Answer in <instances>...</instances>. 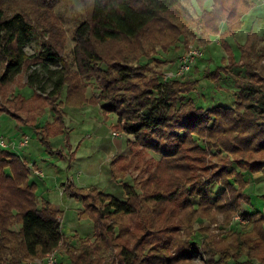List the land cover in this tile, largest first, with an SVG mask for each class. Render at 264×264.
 Wrapping results in <instances>:
<instances>
[{
    "label": "trees",
    "instance_id": "16d2710c",
    "mask_svg": "<svg viewBox=\"0 0 264 264\" xmlns=\"http://www.w3.org/2000/svg\"><path fill=\"white\" fill-rule=\"evenodd\" d=\"M22 1L24 9L4 8ZM186 1L90 0L89 15L73 31L75 72L70 74L49 14L57 0H0V91L25 73L17 87L34 92L30 98L5 100L0 112L32 128L50 150L48 139L66 131L65 106L83 100L92 80L98 90L93 103H100L104 114L116 115L115 130L159 156L139 190L123 180L128 165L119 167L122 159L112 157L110 178L121 187L123 199L94 187L66 185L65 192L81 202L79 215L93 223L92 239L80 241L65 236L59 213L36 197L29 165L18 153L1 150L0 264L43 260L56 250L64 251L67 264H190L196 256L204 264H264V210L240 212L242 204L252 203L243 173L264 174V36L247 32L236 56L228 38L241 30L252 0H196L202 7L197 19L201 44L218 35L226 54L224 65L205 71L203 78L214 82L230 76L236 89L230 107L198 106L187 97L198 80L185 79L188 74L162 80V61L154 54L151 62L138 63L152 56L145 46L163 53L178 50L184 29L176 20L184 16ZM148 30L154 31L152 39L145 38ZM39 32L51 38L27 55L25 47ZM114 41H137L134 64L100 53L99 46ZM66 86L70 101L64 102L60 94ZM45 109L52 123L39 126L36 120ZM208 153L220 156L223 165L208 172L201 165ZM198 169L207 173L205 178L195 173ZM214 188L219 189L216 197ZM85 194L102 205L86 203ZM236 215L244 223H234Z\"/></svg>",
    "mask_w": 264,
    "mask_h": 264
},
{
    "label": "rangeland",
    "instance_id": "374dc122",
    "mask_svg": "<svg viewBox=\"0 0 264 264\" xmlns=\"http://www.w3.org/2000/svg\"><path fill=\"white\" fill-rule=\"evenodd\" d=\"M24 3L26 4L24 1L8 3L4 8L9 11L24 9L26 6ZM209 3L206 2L205 9L210 7ZM200 4L196 0H188L182 4L185 8L184 16L178 18L176 23H181L184 34L180 35V38L178 37L177 51L163 53L159 49L152 51L148 46H145L144 50L147 55L154 54L162 61V66L159 68L163 70L162 80H164L165 76H171L178 71L179 60L187 51L199 49L202 52V56L196 59L195 64L185 78L190 81L198 80L199 85L187 97H192L195 103L203 108L215 105L230 107L234 105L236 92L230 76L221 75L214 82L203 78L205 71L213 72L216 67L224 65L222 59H225L226 54L221 47L218 35L210 36L206 46L201 44L203 42L202 30L197 20L202 14ZM90 10V0H57L49 12L54 33L62 40V47H59L58 50L64 58L70 74L75 72L71 55V50L74 46L73 31L78 23L89 15ZM223 29L222 25L221 30L223 31ZM250 31L264 36V0H252V7L243 18L241 30L237 32L235 37L228 38L229 45L236 56L238 54L237 45L243 43L247 32ZM154 36V31L148 30L145 38L152 39ZM50 38L51 36L48 34L36 33L35 38L25 47V52L27 55L36 53L40 49L41 41ZM137 47V41H114L99 46L98 50L101 54H106L110 57L115 56L118 59L126 58L128 62L133 63V54L137 51ZM154 55L142 57L138 63L151 62ZM59 68V65L52 66V69ZM25 78V73L20 74L11 86L3 92L0 91V108L5 109V100L9 101L8 99L11 97L20 100V95L24 98L33 96L34 92L31 88L27 86L17 87L25 81ZM69 82H71V78ZM97 94L98 90L91 80L83 94V100L71 102V105L65 106L64 123L65 127H67L66 131L48 139L50 150L39 142L32 128L22 124L19 125L12 116L5 112H0V135L15 143L21 136L22 138L24 136L28 137V146L23 148V151L21 149L12 151L18 153L32 169L34 175L37 176L40 173L37 170L42 172V179L36 177L39 181L38 185H36V197L39 200L43 199L55 204L57 209H52L59 213L61 232L65 236H75L76 240L80 241L92 239L93 223L88 217L79 215L81 202L65 192L66 185L69 183L78 187H94L101 193L112 194L119 199H123V194L120 192L119 187L115 185L118 183L110 178L112 157L119 153V158L122 159L119 167L128 165V169L124 173L126 176L123 180L128 181L137 189L140 183L146 179L148 173L153 170L155 162L159 159L157 154L149 150L139 147L140 150L138 146L133 144L132 136L115 130L114 127L117 124L116 115L114 113L104 114L100 108V103H93ZM60 95L64 102L69 100V89L67 86L63 87ZM50 113L49 109H45L43 114L37 118L36 122L39 126L52 123ZM19 119L22 120V118ZM115 140H118V142ZM112 141L116 142V146ZM69 145H71V148H69ZM204 159L205 161L201 165L205 168L208 167L206 168L208 172L213 171L215 167L223 165V162L220 161V156L217 155H209L208 153ZM225 162L227 160L224 161V164ZM195 173L202 178H205L207 174L200 172L199 169ZM243 174L247 182L246 193L250 195L252 203L250 206L245 203L242 204L240 212L264 210V200H262V195H264V174H251L248 172ZM218 191L219 189L214 188V197L219 194H217ZM84 196L86 203L92 202L95 207L102 205L98 197H94L93 194H85ZM192 202L195 204V200L192 199ZM235 217L241 219L240 215ZM234 218L233 222L237 223L238 221H234ZM195 229H198L197 225H195ZM138 237H140L139 234L134 236V240ZM198 237L196 236L194 239L197 240ZM76 243L79 244V241H76ZM63 252L56 250V255L61 264H67ZM31 261L41 262L42 259L36 258ZM190 264H204V259L196 256Z\"/></svg>",
    "mask_w": 264,
    "mask_h": 264
},
{
    "label": "built area",
    "instance_id": "2783aa9c",
    "mask_svg": "<svg viewBox=\"0 0 264 264\" xmlns=\"http://www.w3.org/2000/svg\"><path fill=\"white\" fill-rule=\"evenodd\" d=\"M202 56V52L199 49H191L187 51L179 60V69L171 76H165L164 80L170 78V77H179L182 75L187 74L191 67L195 64V61L197 58ZM28 144V137L24 136L21 137L16 143L11 142L10 140L6 139L2 135H0V151L4 149L8 150H17V149H23ZM38 175H41L39 173ZM234 221H238L239 223H244V221L240 218L235 217ZM34 260V259H33ZM23 264H59L56 251H52L44 257V259L41 262H33L31 260L25 261Z\"/></svg>",
    "mask_w": 264,
    "mask_h": 264
},
{
    "label": "crops",
    "instance_id": "0c3cea01",
    "mask_svg": "<svg viewBox=\"0 0 264 264\" xmlns=\"http://www.w3.org/2000/svg\"><path fill=\"white\" fill-rule=\"evenodd\" d=\"M22 137V136H21ZM20 139V138H19ZM116 141V140H115ZM115 141H112V143L116 146V142H118V140L115 142ZM28 146V145H27ZM26 146V147H27ZM26 147H24V148H26ZM69 148H71V145H69ZM21 151H23V150H21ZM117 155H119V153L117 154ZM38 172H40L41 173V175H34V173H33V171H31V174H30V176H29V179H30V181L31 182H34V183H36V185H38V183H39V181H38V177L40 178V179H42L43 178V174H42V172L41 171H39V170H37ZM37 177V178H36ZM112 182V181H111ZM41 184H42V182H40ZM114 183V182H113ZM116 186H118L119 187V190H120V192L122 193V189H121V187L119 186V184H115ZM76 186V185H75ZM78 187V186H77ZM79 188H86V187H79ZM77 200V199H76ZM50 206H51V208H54V209H57L56 207V205L55 204H53V203H50ZM81 209H82V205H81Z\"/></svg>",
    "mask_w": 264,
    "mask_h": 264
}]
</instances>
